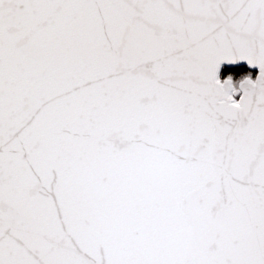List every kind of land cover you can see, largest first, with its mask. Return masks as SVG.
<instances>
[{
	"label": "snow or ice",
	"instance_id": "snow-or-ice-1",
	"mask_svg": "<svg viewBox=\"0 0 264 264\" xmlns=\"http://www.w3.org/2000/svg\"><path fill=\"white\" fill-rule=\"evenodd\" d=\"M0 264H264V0H0Z\"/></svg>",
	"mask_w": 264,
	"mask_h": 264
}]
</instances>
